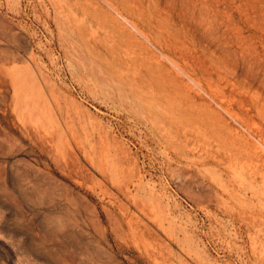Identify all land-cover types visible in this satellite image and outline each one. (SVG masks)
I'll return each mask as SVG.
<instances>
[{
  "label": "rangeland",
  "instance_id": "rangeland-1",
  "mask_svg": "<svg viewBox=\"0 0 264 264\" xmlns=\"http://www.w3.org/2000/svg\"><path fill=\"white\" fill-rule=\"evenodd\" d=\"M0 264H264V0H0Z\"/></svg>",
  "mask_w": 264,
  "mask_h": 264
},
{
  "label": "bare ground",
  "instance_id": "bare-ground-1",
  "mask_svg": "<svg viewBox=\"0 0 264 264\" xmlns=\"http://www.w3.org/2000/svg\"><path fill=\"white\" fill-rule=\"evenodd\" d=\"M254 259V258H253ZM257 259V258H256ZM255 260V259H254ZM258 262V261H257Z\"/></svg>",
  "mask_w": 264,
  "mask_h": 264
}]
</instances>
